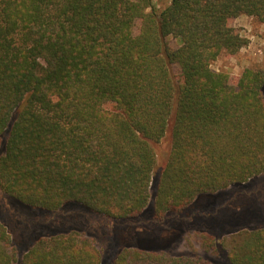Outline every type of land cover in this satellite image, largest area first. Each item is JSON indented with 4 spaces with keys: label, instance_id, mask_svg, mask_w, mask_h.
I'll list each match as a JSON object with an SVG mask.
<instances>
[{
    "label": "trees",
    "instance_id": "trees-1",
    "mask_svg": "<svg viewBox=\"0 0 264 264\" xmlns=\"http://www.w3.org/2000/svg\"><path fill=\"white\" fill-rule=\"evenodd\" d=\"M242 14L263 21L264 0H0V192L45 211L162 219L264 174V68L235 85L211 68L247 45L230 22ZM196 236L228 264H264V225ZM0 264L102 261L77 230L40 236L19 259L0 221ZM112 264L212 263L125 246Z\"/></svg>",
    "mask_w": 264,
    "mask_h": 264
},
{
    "label": "rangeland",
    "instance_id": "rangeland-1",
    "mask_svg": "<svg viewBox=\"0 0 264 264\" xmlns=\"http://www.w3.org/2000/svg\"><path fill=\"white\" fill-rule=\"evenodd\" d=\"M153 1L159 9L170 2ZM230 22L248 43L231 56L221 53L211 62V68L225 72L229 83L235 85L245 67L264 68V20L242 14ZM139 27L140 20H136L134 34L139 32ZM168 42L172 48L178 46L174 37ZM111 106L105 105L108 109ZM155 149L157 172L169 153L168 133L155 144ZM0 221L9 231L19 259L38 237L77 230L94 240L102 264H112L115 254L125 246L175 256H201L212 264H228L223 254L204 251L196 235L206 232L222 236L241 227L263 226L264 174L213 194L200 195L188 207L169 212L162 219L154 218L150 208L132 220L109 219L77 204L45 211L0 192Z\"/></svg>",
    "mask_w": 264,
    "mask_h": 264
}]
</instances>
